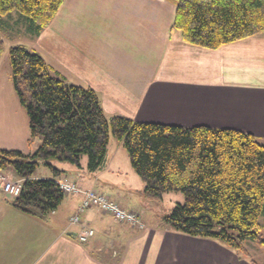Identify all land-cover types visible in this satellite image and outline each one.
Wrapping results in <instances>:
<instances>
[{"label": "crops", "instance_id": "0c3cea01", "mask_svg": "<svg viewBox=\"0 0 264 264\" xmlns=\"http://www.w3.org/2000/svg\"><path fill=\"white\" fill-rule=\"evenodd\" d=\"M174 17L168 0H64L50 26L32 38V50L65 81L95 92L107 117L264 138V33L206 50L183 42ZM112 149L109 143L96 172L82 159L80 168L49 162L59 173L46 166L35 177L94 189L138 213L143 229L91 209L80 219L95 234L82 245L68 236L79 196H64L43 221L13 209L0 194V264H245L216 241L155 223L143 182L129 158Z\"/></svg>", "mask_w": 264, "mask_h": 264}, {"label": "trees", "instance_id": "16d2710c", "mask_svg": "<svg viewBox=\"0 0 264 264\" xmlns=\"http://www.w3.org/2000/svg\"><path fill=\"white\" fill-rule=\"evenodd\" d=\"M168 1L175 6L173 29L188 45L214 51L264 33V0ZM63 2L0 0V18L17 13L26 20L27 35L36 38L50 26ZM4 50L0 37V61ZM8 58L12 87L28 117L27 143L41 140L33 155L0 150V172L8 170L23 181L20 195L8 202L13 209L45 221L60 207L64 195L55 181L35 177L39 162L56 174L49 162L80 168L86 157V169L93 173L103 166L114 137L127 152L145 195H183L184 203L162 218L173 232L216 241L247 259V242L264 246L260 225L264 145L254 136L235 129L183 128L107 117L95 92L52 76L38 53L16 46Z\"/></svg>", "mask_w": 264, "mask_h": 264}, {"label": "rangeland", "instance_id": "374dc122", "mask_svg": "<svg viewBox=\"0 0 264 264\" xmlns=\"http://www.w3.org/2000/svg\"><path fill=\"white\" fill-rule=\"evenodd\" d=\"M15 21H20V23ZM3 24H5L6 27L1 26ZM27 26L26 20L15 12L11 15L0 18V37L5 46L4 54L0 61V150L12 151V149H21L25 155H33L41 145L40 138L34 139L31 144L27 143L30 136L28 117L26 111L20 106L16 93L12 87L11 70L8 58L9 50L16 46H25L30 52H34L32 48L35 41L27 35ZM46 64H49V62L47 61ZM51 70L50 74L52 76L61 78L58 72ZM66 82L71 85L81 86V84H76L69 80H66ZM256 139L264 145V138L257 137ZM111 147L114 151L120 150L119 152H121V156L126 159L128 158L127 152L114 137L110 138V148ZM83 160L86 161L87 158L84 157ZM46 170L47 167L45 164L39 162L36 174L44 173ZM0 173L5 175L6 178L14 176L12 172L10 175L8 170L1 171ZM143 195L146 198V204L148 205L147 211L152 215V219L155 223L162 222V218L168 215L175 205L184 203V197L179 193L164 194L162 197H151L145 195V193H143ZM1 196L4 200L12 202V200H9L6 196ZM260 225L262 227L261 235L264 238V217L260 219ZM223 247L227 248L224 245ZM245 248L250 253L251 259L255 263L264 264L263 245L258 242L249 241L246 243ZM228 250L241 258V261L245 262V264H249L243 256L239 255L234 250L229 248Z\"/></svg>", "mask_w": 264, "mask_h": 264}, {"label": "built area", "instance_id": "2783aa9c", "mask_svg": "<svg viewBox=\"0 0 264 264\" xmlns=\"http://www.w3.org/2000/svg\"><path fill=\"white\" fill-rule=\"evenodd\" d=\"M59 191L64 196H79L80 203L77 212L68 220V229L73 230L75 240L86 244L94 237V231L80 219L86 211L95 209L101 214L110 216L115 222L127 224L132 228L143 229V223L138 213L124 210L104 194L94 189H82L77 183L63 178L56 181ZM23 181L14 176L7 177L0 173V192L9 200L16 199L22 191Z\"/></svg>", "mask_w": 264, "mask_h": 264}, {"label": "water", "instance_id": "95a60500", "mask_svg": "<svg viewBox=\"0 0 264 264\" xmlns=\"http://www.w3.org/2000/svg\"><path fill=\"white\" fill-rule=\"evenodd\" d=\"M68 236L72 237L73 239H75V235L73 233H69Z\"/></svg>", "mask_w": 264, "mask_h": 264}]
</instances>
